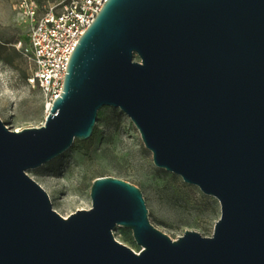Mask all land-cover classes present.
<instances>
[{
  "label": "water",
  "instance_id": "95a60500",
  "mask_svg": "<svg viewBox=\"0 0 264 264\" xmlns=\"http://www.w3.org/2000/svg\"><path fill=\"white\" fill-rule=\"evenodd\" d=\"M103 108L131 120L157 168L218 201L211 237L171 240L112 177L93 181L90 209H52L26 171L89 140ZM0 264H264V0H106L44 124L0 120Z\"/></svg>",
  "mask_w": 264,
  "mask_h": 264
},
{
  "label": "rangeland",
  "instance_id": "374dc122",
  "mask_svg": "<svg viewBox=\"0 0 264 264\" xmlns=\"http://www.w3.org/2000/svg\"><path fill=\"white\" fill-rule=\"evenodd\" d=\"M19 1L0 0V120L15 132L41 127L49 111L41 89L28 80L29 61L16 48L26 44L30 27L18 8ZM26 174L47 193L52 209L63 218L91 208L90 189L99 177L135 186L150 224L171 240L187 231L211 237L220 218V205L214 197L154 165L138 130L118 109H101L89 140H74L66 152ZM112 234L132 251L142 249L129 229L116 226Z\"/></svg>",
  "mask_w": 264,
  "mask_h": 264
},
{
  "label": "built area",
  "instance_id": "2783aa9c",
  "mask_svg": "<svg viewBox=\"0 0 264 264\" xmlns=\"http://www.w3.org/2000/svg\"><path fill=\"white\" fill-rule=\"evenodd\" d=\"M106 0H20L29 22L24 46L16 45L30 65L31 84L41 89L47 109L59 97L70 55Z\"/></svg>",
  "mask_w": 264,
  "mask_h": 264
},
{
  "label": "trees",
  "instance_id": "16d2710c",
  "mask_svg": "<svg viewBox=\"0 0 264 264\" xmlns=\"http://www.w3.org/2000/svg\"><path fill=\"white\" fill-rule=\"evenodd\" d=\"M136 60H138V58L136 57Z\"/></svg>",
  "mask_w": 264,
  "mask_h": 264
}]
</instances>
